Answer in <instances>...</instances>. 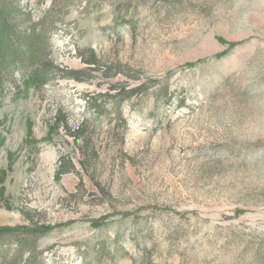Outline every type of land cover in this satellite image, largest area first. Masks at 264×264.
<instances>
[{
    "label": "rangeland",
    "instance_id": "1",
    "mask_svg": "<svg viewBox=\"0 0 264 264\" xmlns=\"http://www.w3.org/2000/svg\"><path fill=\"white\" fill-rule=\"evenodd\" d=\"M58 5L0 94V226L62 223L46 264H264V0Z\"/></svg>",
    "mask_w": 264,
    "mask_h": 264
},
{
    "label": "trees",
    "instance_id": "2",
    "mask_svg": "<svg viewBox=\"0 0 264 264\" xmlns=\"http://www.w3.org/2000/svg\"><path fill=\"white\" fill-rule=\"evenodd\" d=\"M58 0L37 17L22 0H0V94L25 79L26 69L42 65L52 52L51 39L62 23ZM101 219L90 224L99 227ZM62 223L34 222L21 226H0V264H46L39 242L59 230Z\"/></svg>",
    "mask_w": 264,
    "mask_h": 264
}]
</instances>
